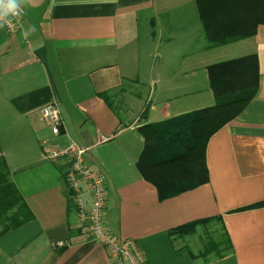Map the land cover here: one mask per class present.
Instances as JSON below:
<instances>
[{
	"label": "crops",
	"instance_id": "obj_1",
	"mask_svg": "<svg viewBox=\"0 0 264 264\" xmlns=\"http://www.w3.org/2000/svg\"><path fill=\"white\" fill-rule=\"evenodd\" d=\"M21 17L15 35L0 27V157L20 199L0 215V231L11 226L0 234V264H112L111 253L91 238L70 202L69 162L44 155L68 138L88 147L86 165L105 180V223L137 241L143 264H264V24L253 36L212 47L196 0H32ZM140 33L151 48L155 39L180 46L176 55L188 64L178 70L184 76L171 79L173 87L197 79L190 60L202 57V89H192L195 80L167 96L158 112L152 102L147 115L145 103L134 110L141 94L128 90L130 82L139 84L147 71ZM250 54L258 57L259 87L210 138L209 182L161 199L137 167L144 148L139 127L214 105L207 67ZM49 103L62 113L60 137L42 118ZM83 197L90 209V192ZM215 216L222 217L214 225L224 226L233 246L221 258L195 250L202 227L186 238L169 235L172 228Z\"/></svg>",
	"mask_w": 264,
	"mask_h": 264
},
{
	"label": "trees",
	"instance_id": "obj_2",
	"mask_svg": "<svg viewBox=\"0 0 264 264\" xmlns=\"http://www.w3.org/2000/svg\"><path fill=\"white\" fill-rule=\"evenodd\" d=\"M196 4L206 39L212 47L253 36L258 26L264 24V0H196ZM207 72L216 98L214 105L139 127L144 148L137 167L143 177L157 187L161 199L209 182L206 147L210 138L236 118L257 93L260 68L255 54L213 63L207 67ZM106 102L111 107L112 104ZM148 110L149 105L142 115H147ZM71 194L70 190V202L74 204ZM19 200L16 189L8 181L5 161L0 157V215L12 209ZM77 210L75 205L74 211ZM215 222L223 223L222 217L177 226L170 229L169 235L186 238L199 227L203 229ZM10 227V224L5 226L0 234ZM205 231L208 232L206 228ZM212 233L211 239L204 244L202 256L214 254L221 258L232 249L231 239L223 225L218 238Z\"/></svg>",
	"mask_w": 264,
	"mask_h": 264
},
{
	"label": "built area",
	"instance_id": "obj_3",
	"mask_svg": "<svg viewBox=\"0 0 264 264\" xmlns=\"http://www.w3.org/2000/svg\"><path fill=\"white\" fill-rule=\"evenodd\" d=\"M9 19L10 24L3 27L9 34L15 35L21 26L22 17L19 20L12 17ZM41 113L42 118L50 124L53 136L60 137L64 132V120L58 105L49 103L42 107ZM87 150V146L68 138L64 145L46 148L44 155L55 161L69 162L66 181L78 209L79 220L88 227L91 238L105 246L111 253L112 264H143L146 257L137 241L118 236L105 223L104 212L107 204L105 180L100 171L86 165L84 158ZM84 190L91 194L90 209H85L84 206Z\"/></svg>",
	"mask_w": 264,
	"mask_h": 264
},
{
	"label": "rangeland",
	"instance_id": "obj_4",
	"mask_svg": "<svg viewBox=\"0 0 264 264\" xmlns=\"http://www.w3.org/2000/svg\"><path fill=\"white\" fill-rule=\"evenodd\" d=\"M145 38L144 35L140 33L138 50L140 53V59L142 60V63H144L143 65H145V68H147V71H144V78L141 79L142 81H139V84L130 82L131 88L129 87L130 89H128L132 92L141 94V100H136V102L138 103H135L136 106L134 107V110L138 108L140 102H142L143 104L145 103L146 106L147 104H151L152 102L158 106V109L156 110V112H158L167 96H173L175 94H178L179 92H182L183 90L188 89H179V87L183 85L187 86L188 84L193 85L195 80V87H193L192 89H202V82H204V72L202 71V57H199V55H192V60H190V62L193 61L190 66H196L195 69L197 68V79H193L194 81L189 80L186 82H180V84L175 85L178 88L177 89L175 86L173 87L171 85V79L175 76H184V74L180 73L178 70H180L179 68L181 66L188 64L186 62L181 63L180 60L182 56L176 55L178 52L177 50H181L180 46L170 45L168 42H166V40L162 41L155 39L153 40V48H151L150 41H148L147 39L145 40ZM187 44L190 45L191 42L187 41ZM154 46H156V49H158L155 50ZM173 50L174 53H172ZM155 71L157 76L156 78ZM201 92L202 91H200L199 93ZM205 228L208 232L205 231ZM205 228H203L199 234L200 239L196 244V251H199V249L203 251L204 244L208 243V240H210L212 237V232H215L216 238H218V235L222 233V231L220 230V226L214 224L209 225Z\"/></svg>",
	"mask_w": 264,
	"mask_h": 264
},
{
	"label": "clouds",
	"instance_id": "obj_5",
	"mask_svg": "<svg viewBox=\"0 0 264 264\" xmlns=\"http://www.w3.org/2000/svg\"><path fill=\"white\" fill-rule=\"evenodd\" d=\"M31 4L32 0H0V27L10 24V17L19 20L24 8ZM30 31H35L34 26Z\"/></svg>",
	"mask_w": 264,
	"mask_h": 264
},
{
	"label": "water",
	"instance_id": "obj_6",
	"mask_svg": "<svg viewBox=\"0 0 264 264\" xmlns=\"http://www.w3.org/2000/svg\"><path fill=\"white\" fill-rule=\"evenodd\" d=\"M157 76H156V71H155V78H156ZM85 138H88L87 136H85Z\"/></svg>",
	"mask_w": 264,
	"mask_h": 264
}]
</instances>
